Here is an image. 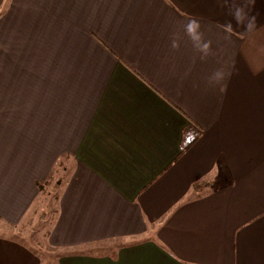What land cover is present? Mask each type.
I'll use <instances>...</instances> for the list:
<instances>
[{"label": "crops", "instance_id": "1", "mask_svg": "<svg viewBox=\"0 0 264 264\" xmlns=\"http://www.w3.org/2000/svg\"><path fill=\"white\" fill-rule=\"evenodd\" d=\"M62 165L58 264H264V0H0V221Z\"/></svg>", "mask_w": 264, "mask_h": 264}, {"label": "rangeland", "instance_id": "2", "mask_svg": "<svg viewBox=\"0 0 264 264\" xmlns=\"http://www.w3.org/2000/svg\"><path fill=\"white\" fill-rule=\"evenodd\" d=\"M70 173V167L66 165L58 167L50 177L48 186L41 191L40 201L31 208L25 222L17 226L16 229H12L0 221V241H14L21 244L35 256L37 264H58L63 255L47 246L45 234L55 216L54 196ZM51 184L56 185L51 188ZM91 247H94V252L99 249L98 245ZM110 247H114V245L111 244Z\"/></svg>", "mask_w": 264, "mask_h": 264}]
</instances>
